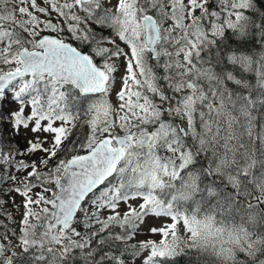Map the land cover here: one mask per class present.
<instances>
[{
    "label": "snow or ice",
    "instance_id": "1",
    "mask_svg": "<svg viewBox=\"0 0 264 264\" xmlns=\"http://www.w3.org/2000/svg\"><path fill=\"white\" fill-rule=\"evenodd\" d=\"M0 217V264H264V8L0 0Z\"/></svg>",
    "mask_w": 264,
    "mask_h": 264
},
{
    "label": "trees",
    "instance_id": "2",
    "mask_svg": "<svg viewBox=\"0 0 264 264\" xmlns=\"http://www.w3.org/2000/svg\"><path fill=\"white\" fill-rule=\"evenodd\" d=\"M257 3L261 8H264V0H257ZM18 264H20V262H18ZM24 264H27V261H25ZM177 264H190V259L187 256L180 257L178 258Z\"/></svg>",
    "mask_w": 264,
    "mask_h": 264
},
{
    "label": "rangeland",
    "instance_id": "3",
    "mask_svg": "<svg viewBox=\"0 0 264 264\" xmlns=\"http://www.w3.org/2000/svg\"><path fill=\"white\" fill-rule=\"evenodd\" d=\"M16 200H17V202L19 203L20 202V197L19 196H17L16 197ZM6 207L7 208H9V209H11L12 208V205L11 204H8V205H6ZM19 217L17 216V219H18ZM0 219H3V217H0ZM153 239H158V237H152ZM138 239H147V237H138Z\"/></svg>",
    "mask_w": 264,
    "mask_h": 264
},
{
    "label": "flooded vegetation",
    "instance_id": "4",
    "mask_svg": "<svg viewBox=\"0 0 264 264\" xmlns=\"http://www.w3.org/2000/svg\"><path fill=\"white\" fill-rule=\"evenodd\" d=\"M9 255L11 254V253H8Z\"/></svg>",
    "mask_w": 264,
    "mask_h": 264
},
{
    "label": "clouds",
    "instance_id": "5",
    "mask_svg": "<svg viewBox=\"0 0 264 264\" xmlns=\"http://www.w3.org/2000/svg\"><path fill=\"white\" fill-rule=\"evenodd\" d=\"M227 246V245H226Z\"/></svg>",
    "mask_w": 264,
    "mask_h": 264
}]
</instances>
